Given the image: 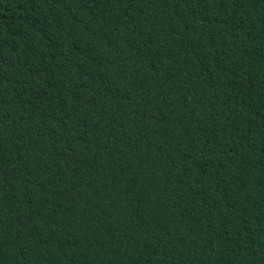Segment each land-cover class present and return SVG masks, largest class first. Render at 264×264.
I'll use <instances>...</instances> for the list:
<instances>
[{
    "label": "trees",
    "instance_id": "obj_1",
    "mask_svg": "<svg viewBox=\"0 0 264 264\" xmlns=\"http://www.w3.org/2000/svg\"><path fill=\"white\" fill-rule=\"evenodd\" d=\"M0 264H264V0H0Z\"/></svg>",
    "mask_w": 264,
    "mask_h": 264
}]
</instances>
